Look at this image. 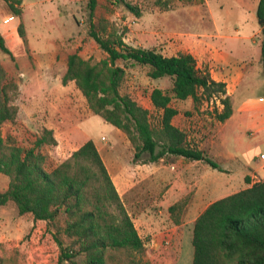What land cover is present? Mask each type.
<instances>
[{"label":"rangeland","instance_id":"rangeland-1","mask_svg":"<svg viewBox=\"0 0 264 264\" xmlns=\"http://www.w3.org/2000/svg\"><path fill=\"white\" fill-rule=\"evenodd\" d=\"M257 1L96 0L92 18L103 17L109 27L120 32L129 45L153 47L164 55L190 52L198 65L202 66L201 40H207V34L216 32L227 36L233 34L236 27L240 28V34L249 33L255 40H261L264 21L256 17ZM124 2L133 5L139 15L132 14ZM5 5L0 0V29H5V40L2 39L11 55L20 56L15 62L14 57L11 59L0 51V64L7 77L20 88L23 98H20L18 90L13 101L18 109L16 117L13 122L1 124V135L10 137L19 146L28 147L45 123L62 128L77 124L92 138L101 137L102 143L116 144L115 152L112 151L111 155L119 154L120 159H125V166L133 163L131 154H128L129 150L133 151L128 140L125 150L117 144V136L124 134L98 115L90 113L73 81L61 82L67 54L76 52L90 61L105 55L87 34V0H21L20 17L13 15ZM19 23L23 37L19 36L17 30ZM52 40L55 56L47 63L40 54L45 52L46 43ZM217 40L224 47H230L235 65L240 64L241 59H247L245 77L235 97L229 99L231 113L232 103L234 105L235 100L243 97L248 98L253 106L262 104L264 62L258 56L256 58L254 45L246 40ZM46 72L47 75H44ZM29 73L34 75L31 78L28 76L26 87L23 84L19 86ZM35 76L40 80H36ZM169 85V77L150 79L145 75L144 67L130 64L124 67L119 91L147 108L149 120L153 123L159 117L160 110L151 106L148 93L153 87L165 89ZM218 98V95H212L195 106L189 98L171 104L178 109V114L172 119L186 133L188 144L201 149L220 170L211 168L203 161L193 162L166 154L157 162L148 164L150 168L131 171L136 178L142 179L138 186L144 180L149 187L147 199L138 202L134 208L125 209L136 227L142 217L149 221L148 227H138V231L144 242L145 258L151 264H191L194 217L211 200L238 190L241 182H244L245 173L250 174L243 165L255 166L256 161L260 160L257 158L259 154L264 156V130L256 133L252 128L243 127L238 114L218 121L215 115L222 109ZM56 144V149L61 151L60 157H63L77 143L63 140ZM53 146L41 145L39 148L46 155V170L58 163L49 155ZM7 182L8 178L0 174V192L5 190ZM164 194L169 201L188 200L177 225L170 221L167 207L156 203ZM62 223V215L52 224L33 220L29 214L20 215L14 204L7 201L0 206V256L8 259V264H57L60 249L55 237L62 245L68 242L56 229ZM74 259L81 262L82 255L78 254ZM59 264L69 263L64 260Z\"/></svg>","mask_w":264,"mask_h":264},{"label":"trees","instance_id":"trees-1","mask_svg":"<svg viewBox=\"0 0 264 264\" xmlns=\"http://www.w3.org/2000/svg\"><path fill=\"white\" fill-rule=\"evenodd\" d=\"M2 1L20 17L21 0ZM95 4L96 0H87V34L105 55L90 61L76 52L67 54L61 82L73 81L90 113L125 135L133 161L155 162L171 154L220 170L201 149L189 145L186 133L171 123L178 112L171 103L189 98L195 106L204 98L218 95L222 109L215 116L223 121L231 114L224 83L213 80L207 69L198 68L190 53L167 56L153 47L127 44L103 17L93 20ZM123 4L139 15L133 5ZM255 14L264 18V0L257 1ZM17 30L23 37L21 23ZM0 51L13 59L1 35ZM260 57L264 62V34ZM130 64L144 67L150 79L170 78L167 88L153 87L148 93L151 106L160 110L153 123L147 108L119 91L124 67ZM17 94V84L0 64V126L14 121ZM55 144L51 130L45 127L28 147L0 133V174L8 178L5 190L0 192V206L11 201L18 214H29L46 224L63 216L62 225L56 229L68 242L62 245L55 237L60 249L57 264L64 260L69 264H151L92 140L87 139L46 170V155L39 148ZM244 180L249 182L246 176ZM187 202L178 199L167 207L173 224L180 223ZM191 245V264H264V181H254L209 202L193 219ZM78 254L82 255L81 262L74 259ZM0 264H8V259L0 256Z\"/></svg>","mask_w":264,"mask_h":264},{"label":"crops","instance_id":"crops-1","mask_svg":"<svg viewBox=\"0 0 264 264\" xmlns=\"http://www.w3.org/2000/svg\"><path fill=\"white\" fill-rule=\"evenodd\" d=\"M1 2H3V1L1 0ZM3 4L5 5L4 2H3ZM8 16L9 15H7V17ZM4 33H5V29L4 28L0 29V35L5 40ZM224 38H225V40L226 39L234 40V42L240 41V40L248 41L249 44L254 45V48L256 51V58L258 56L259 60H261V57H260V40H258V41L255 40L251 36V34H249V33L240 34V28H236V27H234V29H233V34L223 36V35H220L216 32H213V33L207 34V40H205V39L201 40V43H203L200 47V49L203 50V57L201 59L203 60L204 63H202V66H199L196 59H195L196 66L198 68H201V69H207L210 77L213 80L223 82L224 87H225V94L231 100V97H235V92L245 77L247 59H241L242 62L238 65H235L234 63H236V62H233L234 56L232 55V50L230 49V47H224V45H222V43H220V40H217V39H224ZM8 48L10 49V46H8ZM45 48H46L45 52H42L40 54V56H44L46 59L45 61L48 63V62H50L48 59L51 60L55 56V50H54L55 44H54L53 40L50 42L48 41V43H46V45H45ZM187 53H190V52H187ZM190 54L193 56L192 53H190ZM172 55H174V54H172ZM12 56L14 57V61L17 62V57L20 56V54L19 55H13L12 54ZM167 56H169V55H167ZM32 75H34V74H32V73L27 74L26 77H24L22 79L23 81L19 84V86H21L23 84L24 87H26V79L28 78V76H30V78H31ZM44 75H47V72L44 73ZM35 79L40 80L39 77H36V76H35ZM18 90H19L20 98H23L21 96V90L19 87H18ZM234 102H235L234 105L232 103V113L226 119L231 118V116L233 114H238V117H239V119H241V123H242L243 127L252 128L253 131L256 133L264 130V102L263 101H262L263 103L260 104L259 106L251 105L249 99L246 97L240 98L239 100H235ZM176 114H178V112ZM172 118H171V123L174 126L178 127ZM41 127H45L47 129H50L52 132V137L55 139V141L57 143L62 142L63 140L64 141L69 140L70 142H76L77 144L72 149V151L75 148H77L81 143L86 141L87 139H91L92 142L94 143L101 159H102V162H103V164L107 170V173H108V175H109V177H110V179H111V181L115 187V190H116L118 196L120 197V199L122 201L124 208H126V207L127 208H134L137 206L138 202L143 201L144 199L148 198V194H149L148 185H145V182L143 180V183H141L138 186L139 182H141L142 179L140 180V179L136 178L135 174H131V171H133L134 169L137 170V168H150V166L148 164L155 163L158 160L155 162H141L139 160L133 161L132 160V152L133 151L129 150L128 154L129 155L131 154V160L133 163L127 162L128 165L125 166L124 165L125 159H120L119 154L115 153V155H111L112 151L115 150L116 144H114V143H110V144L107 143L106 144L105 142L102 143V142H100L101 137H100V139L92 138V136H90V134H88L84 130L80 129L79 125H77V124H71L67 127L65 126L62 128L59 125L53 126L51 124L45 123ZM178 128L180 129V127H178ZM60 129H62L61 132H59ZM117 138H118L117 144L120 146L121 149L125 150L126 147L128 146L126 137L124 135L123 136L118 135ZM262 138H264V137H262ZM262 138H261V140H262ZM57 146H58L57 144H55V146H53V150L49 152V155H50V158L52 160H56L57 162H59V161L63 160L64 158H66L71 153V151L69 153H67L66 156L60 157L61 151H58L56 149ZM112 146H114V147L112 148ZM129 155H128V159H129ZM254 157H256V155H254ZM257 158L259 159V157H257ZM160 159H162V158H160ZM260 160H263V161H260ZM260 160L256 161L257 164L255 166H251L250 164H244L243 165L246 168H248V170L250 171V174L245 173L247 180L249 182L246 183L245 180H244V182H241L239 189L248 187L252 182L257 181V180L264 181V158L260 159ZM191 161L195 162V161H199V160H191ZM167 191L168 190H166V192ZM232 192H235V191H232ZM232 192H230V193H232ZM225 195H227V194L224 193L220 197L225 196ZM213 200H211V201H213ZM175 201H176V199L169 201L168 199H166V196L164 194L162 196L161 200L157 201L156 203H158V204L160 203L161 206H164L166 208ZM38 221H42V220H38ZM132 222H133V220H132ZM148 222L149 221L144 220L143 217L139 219V223H138L139 226L136 227V224L133 222V225H134L135 229L137 230V233L139 236H140V233L138 231V227L139 228H141L143 226L148 227L150 225Z\"/></svg>","mask_w":264,"mask_h":264},{"label":"built area","instance_id":"built-area-1","mask_svg":"<svg viewBox=\"0 0 264 264\" xmlns=\"http://www.w3.org/2000/svg\"><path fill=\"white\" fill-rule=\"evenodd\" d=\"M258 157H259L260 159H263V158H264L263 154H259Z\"/></svg>","mask_w":264,"mask_h":264},{"label":"water","instance_id":"water-1","mask_svg":"<svg viewBox=\"0 0 264 264\" xmlns=\"http://www.w3.org/2000/svg\"><path fill=\"white\" fill-rule=\"evenodd\" d=\"M259 21H264V19L263 18H260V20Z\"/></svg>","mask_w":264,"mask_h":264}]
</instances>
